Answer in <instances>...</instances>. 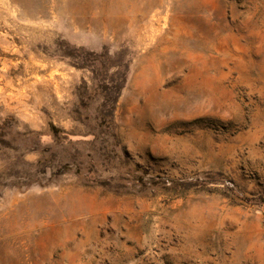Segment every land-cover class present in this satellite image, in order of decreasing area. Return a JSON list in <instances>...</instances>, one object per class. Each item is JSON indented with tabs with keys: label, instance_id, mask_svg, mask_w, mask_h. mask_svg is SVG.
I'll return each mask as SVG.
<instances>
[{
	"label": "rangeland",
	"instance_id": "1",
	"mask_svg": "<svg viewBox=\"0 0 264 264\" xmlns=\"http://www.w3.org/2000/svg\"><path fill=\"white\" fill-rule=\"evenodd\" d=\"M0 264H264V0H0Z\"/></svg>",
	"mask_w": 264,
	"mask_h": 264
}]
</instances>
